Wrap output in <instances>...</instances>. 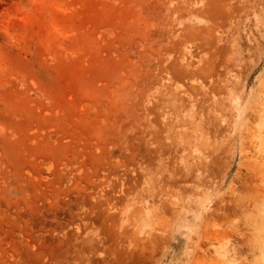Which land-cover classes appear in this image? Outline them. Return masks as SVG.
Segmentation results:
<instances>
[{
    "label": "rangeland",
    "instance_id": "1",
    "mask_svg": "<svg viewBox=\"0 0 264 264\" xmlns=\"http://www.w3.org/2000/svg\"><path fill=\"white\" fill-rule=\"evenodd\" d=\"M0 264H264V0H0Z\"/></svg>",
    "mask_w": 264,
    "mask_h": 264
}]
</instances>
